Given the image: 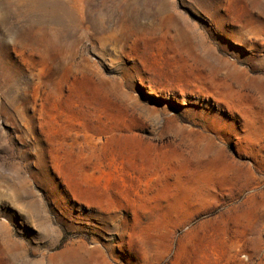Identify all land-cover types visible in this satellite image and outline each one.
<instances>
[{
    "label": "rangeland",
    "instance_id": "374dc122",
    "mask_svg": "<svg viewBox=\"0 0 264 264\" xmlns=\"http://www.w3.org/2000/svg\"><path fill=\"white\" fill-rule=\"evenodd\" d=\"M0 264H264V0H0Z\"/></svg>",
    "mask_w": 264,
    "mask_h": 264
}]
</instances>
